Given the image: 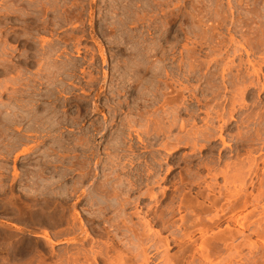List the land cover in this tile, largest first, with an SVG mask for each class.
<instances>
[{"label": "rangeland", "instance_id": "rangeland-1", "mask_svg": "<svg viewBox=\"0 0 264 264\" xmlns=\"http://www.w3.org/2000/svg\"><path fill=\"white\" fill-rule=\"evenodd\" d=\"M110 243L264 264V0H0V264Z\"/></svg>", "mask_w": 264, "mask_h": 264}, {"label": "bare ground", "instance_id": "bare-ground-1", "mask_svg": "<svg viewBox=\"0 0 264 264\" xmlns=\"http://www.w3.org/2000/svg\"><path fill=\"white\" fill-rule=\"evenodd\" d=\"M232 112H231V114L233 115ZM222 114L223 113L219 114L218 116L222 117ZM221 139L224 141L223 136L221 137ZM256 166H257V160L254 158L253 160L250 161V167L252 169V168H255ZM141 241H143V240H141ZM114 245H116V244L110 243L109 245L104 246L105 248L99 246L98 249H95L92 246L91 249H88L89 251L85 252L84 258L87 262L91 261V263L94 262L95 264H129V262L132 261V259L130 258V256H126L125 253L123 254L122 251L125 249H123V250H121V252H119L120 250L116 249L117 246H114ZM127 247H126V249H127ZM115 250H119V251H116L118 253L113 255V253H116ZM111 251H114V252L111 255H109ZM128 251H130V248L128 249ZM128 255H129V253H128ZM94 263H92V264H94Z\"/></svg>", "mask_w": 264, "mask_h": 264}]
</instances>
